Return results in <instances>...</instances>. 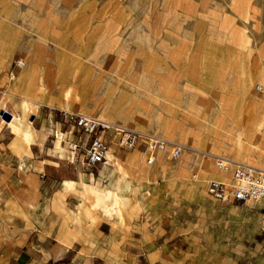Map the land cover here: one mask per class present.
Instances as JSON below:
<instances>
[{"label": "rangeland", "instance_id": "rangeland-1", "mask_svg": "<svg viewBox=\"0 0 264 264\" xmlns=\"http://www.w3.org/2000/svg\"><path fill=\"white\" fill-rule=\"evenodd\" d=\"M0 18L22 39L10 71L19 59L36 69L31 83L25 68L16 81L9 73L3 90L15 93L4 104L22 94L47 113L101 117L183 146L179 159L159 153L149 167L143 147L115 142L123 158L143 155L150 194L173 193L176 224L239 245L232 264H264V201L221 205L200 175L217 174L218 158L264 170V0H0ZM13 115L0 114L7 128Z\"/></svg>", "mask_w": 264, "mask_h": 264}, {"label": "crops", "instance_id": "crops-1", "mask_svg": "<svg viewBox=\"0 0 264 264\" xmlns=\"http://www.w3.org/2000/svg\"><path fill=\"white\" fill-rule=\"evenodd\" d=\"M9 26L0 18V114H15L8 128L0 119V264H232L239 245L176 224L173 193L159 185L150 194L153 173L140 152L123 158L107 137V161L89 166L66 145L86 137L56 110L22 94L4 104L15 92L2 83L23 50ZM59 131L65 142L54 138ZM216 173L200 175L229 177Z\"/></svg>", "mask_w": 264, "mask_h": 264}, {"label": "built area", "instance_id": "built-area-1", "mask_svg": "<svg viewBox=\"0 0 264 264\" xmlns=\"http://www.w3.org/2000/svg\"><path fill=\"white\" fill-rule=\"evenodd\" d=\"M26 62L19 59L10 73L15 78V71L23 70ZM65 122L72 125L85 140L71 139L66 141L67 148L73 154H80L89 166H97L107 161L109 144L107 137L115 138L122 149H137L143 147L147 153V164H155L157 154H168L172 160L181 157L184 147L153 134H142L121 126L112 124L107 119L85 114L60 112ZM65 142L64 134H57ZM216 170L228 179L217 180L209 177L203 179L206 194L221 204H243L264 201V170H253L235 164L231 160L218 158L215 160ZM194 179L199 174H194Z\"/></svg>", "mask_w": 264, "mask_h": 264}, {"label": "bare ground", "instance_id": "bare-ground-1", "mask_svg": "<svg viewBox=\"0 0 264 264\" xmlns=\"http://www.w3.org/2000/svg\"><path fill=\"white\" fill-rule=\"evenodd\" d=\"M35 70L36 69H33V67H31V65H29V66H27V67H25V69H24V73H23V75L21 76V79L22 80H24L23 81V83L24 82H26V81H29L30 82V80L32 79V77L35 75ZM31 83V82H30ZM24 128V127H23ZM195 150V149H194ZM238 165H242V166H244V167H246V168H249V169H253V168H251L250 166H248V165H244V164H238ZM213 174V173H212ZM214 176H217V174H213ZM212 175V176H213ZM224 175V174H223ZM219 176V175H218ZM120 207V206H119Z\"/></svg>", "mask_w": 264, "mask_h": 264}, {"label": "water", "instance_id": "water-1", "mask_svg": "<svg viewBox=\"0 0 264 264\" xmlns=\"http://www.w3.org/2000/svg\"><path fill=\"white\" fill-rule=\"evenodd\" d=\"M6 119L9 121L10 120V116L7 114L6 115Z\"/></svg>", "mask_w": 264, "mask_h": 264}]
</instances>
